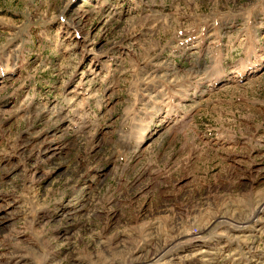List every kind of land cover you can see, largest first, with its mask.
I'll use <instances>...</instances> for the list:
<instances>
[{"label": "rangeland", "instance_id": "rangeland-1", "mask_svg": "<svg viewBox=\"0 0 264 264\" xmlns=\"http://www.w3.org/2000/svg\"><path fill=\"white\" fill-rule=\"evenodd\" d=\"M0 264H264V0H0Z\"/></svg>", "mask_w": 264, "mask_h": 264}, {"label": "bare ground", "instance_id": "bare-ground-1", "mask_svg": "<svg viewBox=\"0 0 264 264\" xmlns=\"http://www.w3.org/2000/svg\"><path fill=\"white\" fill-rule=\"evenodd\" d=\"M197 234V233H196ZM197 242H199V241H196V242H193V243H197Z\"/></svg>", "mask_w": 264, "mask_h": 264}]
</instances>
